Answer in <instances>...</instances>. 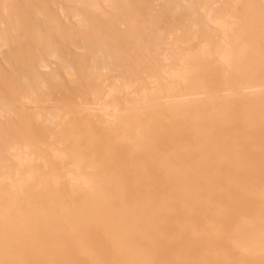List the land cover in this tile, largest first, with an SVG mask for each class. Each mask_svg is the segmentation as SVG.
<instances>
[{"label":"rangeland","instance_id":"374dc122","mask_svg":"<svg viewBox=\"0 0 264 264\" xmlns=\"http://www.w3.org/2000/svg\"><path fill=\"white\" fill-rule=\"evenodd\" d=\"M147 1L129 2L143 15L142 20L149 19L148 14L159 15L163 32L170 42L178 43L168 48L183 60L145 65L143 73L150 79L139 84L150 89V82L158 80L174 86L176 80L168 74L199 67L203 71L200 77L207 80L211 91L207 101H221L226 89L224 76H233L216 55L225 35L218 32L212 37L206 61L198 58V50L208 29H216L213 21L247 19L248 4L259 9L258 0H183L186 8L174 13L164 12L165 0ZM79 6L76 0H13L8 13L21 18V27H11L5 20L1 28L11 38L18 34L19 43L13 47L11 39L6 47L0 42L1 87L9 104L6 118L0 120V206L6 208L3 213L10 220L0 227V235L5 236L0 240V264H264V108L251 114L249 100L234 97L217 113L210 107L200 108L203 112L198 119V103H192L194 115L189 112L168 120L158 116L148 124L146 141L136 143L133 134L121 140V134L106 129L109 120L101 116L96 102L117 101L123 109L132 99L131 90L120 82L114 84V98L108 97V86L114 80L99 81L88 59L80 57L82 49L73 56L72 73L78 80L71 83L62 71V88L48 93L49 109L57 116L53 127L38 125L34 105L13 96L15 83L22 76L32 77L29 66L38 61L33 35L39 32L46 40L56 25L66 31L77 29L73 15L84 13ZM106 11L112 14L110 8ZM2 12L0 0L3 19ZM43 19L49 28L42 24ZM55 41L62 48L61 41ZM75 45L83 47L79 40ZM194 98L198 96L189 99ZM198 131L216 146L217 153L231 151V162L203 166V155L219 156L211 154L209 146L198 147ZM69 134L73 138H68ZM71 154L80 156L79 169L74 167ZM169 159L174 166L191 168L192 174L167 178ZM92 188L101 206L111 208L94 210L97 216L85 220L77 213L89 212L85 208L91 206ZM10 197L15 203H8ZM30 204L41 215L52 212L55 219H65L68 224L64 229L73 239L61 230L48 231L40 220L28 226ZM13 220H19V225ZM76 220L84 223L76 227ZM111 230L128 235L123 245L127 252L112 242ZM251 235L254 241L248 239Z\"/></svg>","mask_w":264,"mask_h":264},{"label":"bare ground","instance_id":"6f19581e","mask_svg":"<svg viewBox=\"0 0 264 264\" xmlns=\"http://www.w3.org/2000/svg\"><path fill=\"white\" fill-rule=\"evenodd\" d=\"M129 1L130 0H76L78 7L80 8V4L82 6L81 8L84 9H82L84 11L83 14H78L76 11V15H73V19L77 18V29H70L66 31L60 28V26L56 25V27L53 29V32H51L48 36L46 33V40L42 38L43 36L38 31L35 32H38L39 34L36 33L35 35L33 33L34 28L32 29V33L34 34L33 37L35 36L34 40L37 39L35 47L33 42L32 46L35 48V52L38 55V61L34 63L30 60L32 63L29 67L33 73V76H22V78L19 79L17 83H15L16 85L13 86L12 94L13 96H18V101L28 102L30 103L29 105H34V115L35 120L39 123L38 125H44L48 127H53L55 125L57 116L49 109L50 101H48V93L51 91L55 92L59 90V88H62L59 83L60 72L62 71L67 73L68 77H70L68 79L71 80V83H74L78 80H76V75L72 73V70L74 64L73 56H76L74 55V51L79 49L84 51L80 57L83 60L88 59L91 72L97 75L99 81L106 83L111 79L114 80L115 83L108 86L110 89L108 97L114 98L117 92L114 84L118 85L120 82H125L128 87L127 89L131 90L132 99L130 98L131 101L125 102L123 109L117 101L112 100L107 102H96L101 116L109 120L108 124L106 125V129L111 132L121 134L118 137L121 140L126 139L129 134H133L136 143H142V141H146V133L149 130L148 124H152L158 116H163L168 120L170 118L186 116V114H189V112H192V115H194V111H191L192 108H190L192 103H198V119L203 112L200 108L210 107L212 108L213 113H217L220 112V110L225 109V106L232 102L227 101L228 99L234 97H246L247 100H249V108L252 111L251 114H254L253 112H257L261 110V108H264V0H258L257 4L259 9H256L254 6L248 4V12L246 14L247 19H244L240 22L234 20L233 18L224 21H213L212 23L216 25V29H208L205 34L206 40L200 45L198 50V58L201 59V61H206L209 57L207 47L210 45L209 42L212 37L218 32L225 35V41L219 47H217L216 55L229 69H231L233 76H224L226 89L224 90V94L221 96V101H207L210 99L207 96L211 93V91L207 85V80L200 77V73L203 71L199 67L198 69L195 68L185 70L183 73L172 72L171 74H168L171 78L176 80V84L174 86L168 87L167 85H162V83H160L158 80H154L152 83L150 82V89L147 88L146 84H139V82H143L144 79H150L146 73H143V67L145 65L150 66L152 63L158 65L160 63H169L174 61L180 62L183 59H180L179 54L172 53L170 50L171 48H168L169 45L172 47L174 43H177V40L170 42L171 40L161 28L160 21L158 20L159 15L148 14L149 19L144 18L145 20H142L143 15L138 13L136 8H134L135 6L131 5V2ZM149 1L150 0L147 1L148 4L151 2ZM135 2L133 3L136 4L137 2ZM153 2H155V0H153ZM183 2V0H165V6L163 7L164 12L174 13L181 11L183 8H186L184 7ZM1 4L3 6V12L1 14L3 19L0 16V42H3L7 47L8 43L12 39V45L14 47V44L19 43V35L13 34V37L11 38L8 36V32L1 28L2 25H4L5 20L8 21L11 27L16 24L17 27L19 26L20 28L21 18L12 12H10L11 14L8 13V7H13V0H1ZM143 6L145 7V5ZM50 8L52 9V7ZM106 8H110L112 10V14L108 13ZM153 8L154 6L152 9ZM48 10L49 9L47 8V11ZM53 10H55V8ZM53 12L54 11H52V13ZM53 14H55V12ZM69 15L71 16L72 14L70 13ZM55 17L57 20V16ZM38 21H40V19ZM42 24H45L44 19ZM47 27L49 28V26H46V28ZM55 39L61 41L62 48H60L61 46L56 43ZM75 40H79L83 44V47H77L75 45ZM29 41H31V39ZM63 51H66L67 53L64 54ZM18 53L22 54L23 52L18 50ZM186 55L187 57L189 56V54ZM186 55H184V57H186ZM1 84L2 80L0 79V120L6 118V108L9 105L2 93ZM49 84L51 87L48 86ZM71 85L73 86V84H70V86ZM88 86L90 85L88 84ZM164 92L165 95H163ZM195 96H198V98L189 99ZM45 108H48L50 111L46 110L47 112H44ZM87 125L89 124L87 123L86 127H88ZM197 128L198 130H201L199 126ZM90 132L91 131L87 128V133L89 134ZM204 136V133L198 131V147L201 146L202 148H205L209 146V148H211L209 152L211 154L218 155L219 158H209L208 154H205L202 158L203 166L213 163L219 164L226 161L231 162V158H229V153L231 151L217 153L215 149L216 146L214 148V145H212L210 141ZM1 137L0 127V141L2 139ZM67 137L73 138L71 134H69ZM234 155L236 156L235 153ZM79 157V155L76 156L75 154L70 155V158L75 160L74 167L76 169L80 168ZM170 162L171 160L169 159L167 163L169 164L167 167L168 170L165 175L167 178L181 179L186 177L188 174H192L191 168H185L181 165L174 166L170 164ZM199 168L200 165H198V169ZM20 183L22 185V182ZM91 190V206L85 208L89 210V212L77 213V216L81 215L85 218V220L86 218L93 219L95 216H97L96 214L92 213L94 210L111 208V206H101V199L94 198L96 194L95 190H93V188ZM170 190L172 189L170 188ZM13 201L14 200L12 197L8 199V203H15ZM223 209L225 210L226 208ZM27 210V214L31 217V221L27 224L28 226H35L38 223V220H40L42 221V224H44V226L48 229V231H53L56 229L61 230L66 233L65 235L68 239H73L72 234L68 233V231L64 229L68 224L65 219H55V216L52 212H47L41 215L34 204H30ZM5 211L6 208L0 206V227H4L6 223L8 224L10 222V220L6 218L5 214L3 213ZM103 216H110V214H103ZM11 222H14V225H19V220H13ZM83 223L84 222L76 220L73 225L78 227ZM103 223L106 225L121 224L120 222ZM111 231L112 242L120 248L125 249L124 251L127 252L128 250H126V247L123 245L127 240L126 238L128 235H126V233L123 231ZM74 232L78 233V230H74ZM4 238L5 236L0 235V240H3ZM248 239L254 241V239H252V235L248 237ZM238 242L240 244L242 241ZM49 243L53 244L54 240H50Z\"/></svg>","mask_w":264,"mask_h":264}]
</instances>
